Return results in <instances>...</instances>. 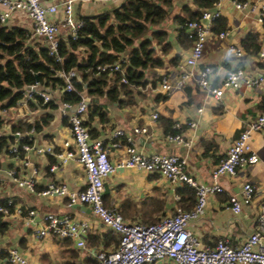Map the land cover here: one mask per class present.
Returning <instances> with one entry per match:
<instances>
[{
    "label": "crops",
    "instance_id": "obj_1",
    "mask_svg": "<svg viewBox=\"0 0 264 264\" xmlns=\"http://www.w3.org/2000/svg\"><path fill=\"white\" fill-rule=\"evenodd\" d=\"M121 1L108 0L97 5L76 2L75 13L76 16L95 14ZM239 1L264 2V0L222 1L220 18L224 28L220 30H228L229 34L223 40H217L214 34L220 30H212L201 58V64H209L216 70L215 83L220 82L229 68L241 67L248 76L256 78L258 77L256 68L264 66V55H260L261 52L264 53V23L257 19L256 13L237 9L235 2ZM184 7L192 11L197 9L193 0H173L172 6L168 9L169 16L160 28L168 31L171 48L163 55L164 66L149 70V79L152 75L175 77L184 69H188L185 62L193 41L185 47L178 42V25L173 19L178 14L185 15ZM4 9L0 3V12ZM61 9L62 6L59 5L57 18L61 17ZM6 23L21 25L32 31V21L23 10L10 12ZM66 32V29L61 27V35H66ZM249 32L259 36L261 50L258 55L247 54L242 47V41ZM229 44L243 50L244 55L241 59L228 50ZM176 54L180 55V62L172 65L170 60ZM49 94L57 104L56 108L37 106L31 109L27 103L21 107L13 106L7 109L13 114L12 121L9 122L3 115L6 121L4 131L8 132L12 124L31 123L41 116L50 115L48 123L44 124L41 130L32 128L30 131L20 132L23 137L26 135L30 137V145L51 146L54 151H62L65 149L64 143L71 142L68 114H64L60 108V92L54 90ZM82 96L91 101L83 92ZM129 96L132 101L128 99ZM118 98V101H109L105 97L95 99L94 101L100 103L107 114L103 122L98 117L92 121V126L96 130L94 138L103 140L113 164L116 165L125 157L126 137H132L136 147L144 153H174L185 157L188 173L198 182L208 183L212 169L224 157L245 124L264 109V80L256 85L243 84L237 90H228L220 99L213 97L206 99L204 93L192 82L182 89L165 93L160 90V81H157L155 87L147 85L144 88H135L128 96L122 93ZM31 100L37 104L34 97ZM199 108H202L201 112L198 111ZM154 113L157 114L156 118L152 117ZM190 120L197 121L194 129L184 125ZM176 122L183 123L182 132L185 139H191L190 146L165 140V135L174 131L173 125ZM134 127L147 128L148 135H134ZM117 131H122L123 135L113 138ZM114 142H118L119 146H113ZM251 144L259 155V161L238 171L235 176L222 177L223 191L209 195L204 215L191 221L188 226L205 245H213L223 237L232 245L239 244L255 225L260 204L264 199V130L252 133ZM1 159L0 200H7L6 204L10 205L8 213L1 215V221L6 225L2 231L0 230L2 254L9 248H16L31 264H97L94 256L96 252L116 248L118 235L105 226L88 205H78L74 208L72 204L69 205L67 197H44L29 192L19 187L9 173L14 171L15 176L21 178L35 169L36 191H40L51 182L64 184L72 191H79L86 186L85 172L80 162L70 160L51 172L49 165L55 162V157L50 154L24 152L22 158H18L17 155L14 157L2 155ZM24 159H27L30 165L25 166ZM245 181L255 186L256 195L251 203L243 205L239 214H234L227 200L231 194L240 195ZM186 186L188 185L170 182L157 172L116 167L104 181L103 203L107 208L118 211L126 222L151 224L173 214L178 207L183 209L193 207L195 194L193 203L182 200L185 194H181V191ZM29 210H34L35 214L29 215ZM49 213L86 221L88 223V231L84 237L86 248L77 247L70 238L39 236L37 231ZM153 264L174 263L163 260Z\"/></svg>",
    "mask_w": 264,
    "mask_h": 264
},
{
    "label": "built area",
    "instance_id": "obj_2",
    "mask_svg": "<svg viewBox=\"0 0 264 264\" xmlns=\"http://www.w3.org/2000/svg\"><path fill=\"white\" fill-rule=\"evenodd\" d=\"M106 1L108 0H0L5 8L0 12V20L6 22L13 10L25 11L32 21V34L44 39L50 54L57 56L59 41L63 36L61 27L66 29V34L76 38L77 31L82 25V21L75 13V3L97 5ZM222 1L217 0L211 8L202 10L199 19L186 24L188 30L194 34L185 62L188 69H184L175 77L162 76L161 91L170 93L192 82L204 93L206 99L209 97L220 99L228 90H237L243 84L251 86L263 81L259 76L256 78L248 76L241 67H234L227 69L220 82L215 83L216 70L214 67L201 64L206 40L212 34L213 22L221 16ZM59 5L62 6L61 17L57 18ZM235 7L256 13L257 19L264 23V2L239 1L235 2ZM228 34V30H222L214 34V37L217 40H223ZM228 50L239 59L244 55L243 50L234 44H229ZM260 55L263 56L264 53L261 52ZM99 69L104 70L105 67ZM110 69L122 71L119 62L110 66ZM73 74V71L58 73L65 81L66 91H74L71 82ZM121 81L125 82L126 79L123 77ZM30 87L32 89H25L23 98L17 102V106H24L34 94L42 95L44 102L52 100L50 94L41 90L37 85ZM89 101V98L82 95L81 100L76 104L60 101L62 112L68 114L71 135V142L64 143V150L54 151L51 146L21 145V150L25 153L34 152L38 155L46 153L55 157V162L49 165L51 172L70 160L75 159L80 162L86 177V186L83 190L72 191L64 184L51 182L45 188L36 191L35 169L21 178L15 176L14 171L9 173L19 187L29 192L44 197H67L69 205L73 203L88 205L99 220L118 235L116 248L111 251H98L94 254L97 264H153L163 260H169L174 264H264V199L260 204L252 231L239 244L232 245L227 238L223 237L213 245H205L188 227L191 221L204 215L208 196L223 191L222 177L235 176L238 171L259 161V155L251 144V135L253 132L264 130V109L255 118L249 120L233 140L224 157L212 169L210 182L200 183L188 173L185 157L174 153H144L136 147L132 137H126L125 157L121 158L116 165L113 164L103 140L92 137L89 128L83 124ZM74 105L77 107L72 110ZM198 111L201 112L202 108ZM152 117L156 118L157 114L154 113ZM184 125L189 129H194L197 121L190 120ZM182 128L183 123L176 122L173 125L174 131L167 133L165 140L190 146L191 139H185ZM133 134L148 135L147 128L134 127ZM120 135H123L122 131H117L113 134V138ZM14 136L17 140L23 138L20 131L14 132ZM112 145L119 146V143L114 142ZM11 149L18 152L19 144L14 143ZM23 163L25 166L30 165L27 159H24ZM116 167L157 172L170 182L186 184L194 190L195 203L188 210L178 207L173 214L164 216L155 223L126 222L118 211L114 208H107L103 203L104 181L115 171ZM255 195V186L245 181L242 184L240 195H229L228 206L234 214H239L243 205L251 203ZM7 213L8 208L0 202V215ZM28 214L32 216L35 211L29 210ZM87 231L86 221L76 220L67 215L58 216L49 213L44 217V223L37 234L70 238L77 247L85 249L84 237ZM0 264L31 263L16 248H9L4 254L0 250Z\"/></svg>",
    "mask_w": 264,
    "mask_h": 264
},
{
    "label": "trees",
    "instance_id": "obj_3",
    "mask_svg": "<svg viewBox=\"0 0 264 264\" xmlns=\"http://www.w3.org/2000/svg\"><path fill=\"white\" fill-rule=\"evenodd\" d=\"M217 0H193L197 9L192 11L184 7L185 15L178 14L173 19L177 23V40L182 46H187L194 39L186 24L197 20L202 10L211 8ZM173 0H122L119 4L104 8L95 14H79L82 21L76 38L66 34L61 36L58 45V55L50 54L44 39L34 36L32 31L21 25H8L0 20V168L2 155L22 158V144H31L30 137L18 139L16 131L41 130L48 123L50 115L41 116L31 123L12 124L8 132L4 131L6 121L3 112L16 106L23 98L27 86L37 85L41 90L51 89L60 92V100L76 104L81 100L82 92L91 98L84 116L83 124L89 128L91 136L96 130L92 121L98 117L101 122L106 119L103 106L95 102L102 97L109 101H118L120 94H131L135 88L147 85L155 87L162 76H148L149 70L164 66L163 55L171 48L169 33L160 28L169 16L168 9ZM218 25V27H217ZM224 28L221 18L213 22V31ZM222 31V30H220ZM242 47L247 54L258 55L261 50L259 36L249 32L242 41ZM119 62L122 71L111 70L110 66ZM180 62L176 54L170 63ZM105 67L104 70L99 68ZM74 74L71 82L74 91L65 90V81L59 72ZM126 81H121L122 78ZM27 101L29 108H56L54 99L44 102L40 94ZM32 97V98H33ZM130 101V96L128 97ZM122 100H119V102ZM129 101V102H130ZM14 143L19 144L18 152L12 151ZM181 194L182 200L193 203L194 190L186 186ZM7 205V200H0ZM184 207V205H183ZM190 208V207H189ZM188 210V209H186ZM1 221L0 230L5 227Z\"/></svg>",
    "mask_w": 264,
    "mask_h": 264
},
{
    "label": "water",
    "instance_id": "obj_4",
    "mask_svg": "<svg viewBox=\"0 0 264 264\" xmlns=\"http://www.w3.org/2000/svg\"><path fill=\"white\" fill-rule=\"evenodd\" d=\"M255 71L257 72L258 76L261 77V78L264 80V66H262V67H257ZM26 89L30 90V89H32V88H31L30 86H27ZM45 91H46L47 93H51L52 90H50V89H46ZM76 107H77V105H74L73 108H72V110H75ZM78 205H82V206H83V204H80V203H73V204H72V206H73L74 208L77 207Z\"/></svg>",
    "mask_w": 264,
    "mask_h": 264
},
{
    "label": "rangeland",
    "instance_id": "obj_5",
    "mask_svg": "<svg viewBox=\"0 0 264 264\" xmlns=\"http://www.w3.org/2000/svg\"><path fill=\"white\" fill-rule=\"evenodd\" d=\"M3 115L5 117L6 120H8L9 122L13 120V114L11 113V111L7 110L5 112H3Z\"/></svg>",
    "mask_w": 264,
    "mask_h": 264
}]
</instances>
